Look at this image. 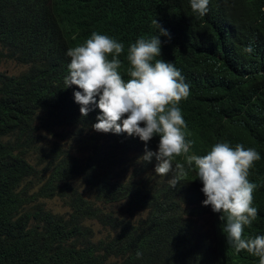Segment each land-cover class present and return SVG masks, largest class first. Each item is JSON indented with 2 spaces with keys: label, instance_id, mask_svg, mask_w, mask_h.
<instances>
[{
  "label": "clouds",
  "instance_id": "clouds-1",
  "mask_svg": "<svg viewBox=\"0 0 264 264\" xmlns=\"http://www.w3.org/2000/svg\"><path fill=\"white\" fill-rule=\"evenodd\" d=\"M210 2L153 0L139 6L134 0H0V17L12 18L7 27L22 24L24 30L17 25L15 31L37 43L29 65L44 64L49 46L63 54L61 77L80 105L81 116L93 107L100 110L91 129L100 143L123 141L127 133L131 155L149 166L150 188L155 183L178 184L188 200L200 206V222L210 237L208 264H264V233L257 232L264 226V212L256 201V195L264 193L259 151L227 140L204 117L201 105L190 110L184 106L191 84L182 67L197 66L192 81L204 85L232 81L247 66L235 53L206 52L209 37L245 47V53L254 50L231 30L233 13L211 10ZM96 16L111 20L113 27L98 28L90 19ZM49 37L54 42L44 43ZM8 62L19 69L3 67ZM0 68L18 74L26 66L8 60ZM28 128L36 129L35 135ZM44 134L49 133L35 123H9L0 131V264L4 252L17 251L8 244L26 250V225L33 227L52 214L69 217L70 226H65L70 232L65 237L49 235L46 247L35 239V255L85 249L107 237L108 251L115 256L129 236L137 231L141 235L139 218L127 215L132 225L126 228L101 217L76 218L77 209L91 205L92 179L80 167L55 170L51 155L38 141H49ZM55 198L63 211L47 204ZM11 224L17 228L9 229ZM174 254L188 258L181 249Z\"/></svg>",
  "mask_w": 264,
  "mask_h": 264
},
{
  "label": "trees",
  "instance_id": "trees-1",
  "mask_svg": "<svg viewBox=\"0 0 264 264\" xmlns=\"http://www.w3.org/2000/svg\"><path fill=\"white\" fill-rule=\"evenodd\" d=\"M37 4L38 0H29ZM139 6H147L153 0H134ZM214 11L232 12L235 36L253 46L252 53L245 47H232L219 36L208 38L205 50L208 53H235L246 62L244 70L232 81L217 80L204 85H195L192 77L199 73L191 64L182 70L191 84V94L184 106L201 105L204 117L220 128L230 142L255 147L262 157L264 174V0H211ZM0 17V64L8 60L25 65L18 74H10L0 68V131L9 123L42 125L49 133L48 142L41 143L51 155L53 167L83 168L93 182V200L84 209H77L76 218L101 217L114 227H130L127 215L139 218L140 231L129 236L115 256H111L107 237L96 240L85 249H66L57 255H35V239L46 247L49 235L66 236L70 232L69 217L52 214L35 226H27L26 250L19 244L8 246L17 251L4 252V264H208L210 237L200 219L203 210L188 200L187 192L180 185L171 187L167 182L153 184L149 166L139 163L131 155L127 144V133L123 141L104 145L91 131L97 122L99 108L93 107L86 117L80 113V105L70 96L59 63L63 54L49 46L44 64L29 65L38 49L37 43L27 35L15 31L14 27ZM98 28L113 27L104 16L90 17ZM24 30V29H23ZM249 31L253 32L251 37ZM54 42L49 37L44 43ZM64 76V75H63ZM74 94V91H73ZM98 99V97H97ZM200 113V112H198ZM32 135L36 129L28 128ZM60 139L71 145L62 144ZM124 142V143H123ZM132 146V145H130ZM4 150V148L2 149ZM259 208L264 212V193L256 195ZM69 203V202H67ZM13 207V203H9ZM17 228L16 224L9 229ZM264 233V226L257 228ZM192 236V239L190 237ZM179 248V249H178ZM183 250L186 256L175 255ZM140 252L138 257L136 254ZM255 263V259L253 258Z\"/></svg>",
  "mask_w": 264,
  "mask_h": 264
},
{
  "label": "rangeland",
  "instance_id": "rangeland-1",
  "mask_svg": "<svg viewBox=\"0 0 264 264\" xmlns=\"http://www.w3.org/2000/svg\"><path fill=\"white\" fill-rule=\"evenodd\" d=\"M3 67L9 68L10 70H13V71H16L19 69L20 66L14 64V63L8 62V63H4ZM47 204L49 206H51L56 211H63L64 210V208H62V205H61V202L59 199L55 198V199L49 200V201H47ZM93 227H94L95 231H97V232L100 230V228L96 224H93Z\"/></svg>",
  "mask_w": 264,
  "mask_h": 264
}]
</instances>
